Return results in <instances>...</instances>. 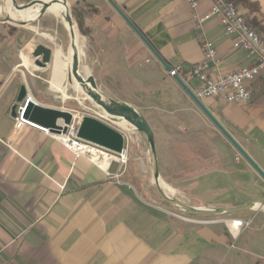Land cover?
Returning <instances> with one entry per match:
<instances>
[{
    "label": "crops",
    "instance_id": "1",
    "mask_svg": "<svg viewBox=\"0 0 264 264\" xmlns=\"http://www.w3.org/2000/svg\"><path fill=\"white\" fill-rule=\"evenodd\" d=\"M15 1L28 5L35 0ZM66 1L78 9L93 46L97 85L102 86L106 77L117 78L118 85L126 82L133 87L131 91L111 99L142 115L143 108H157L172 114L171 122L178 124L172 133L164 132L161 140L155 137L160 178L174 184L169 186L172 195L183 196L195 208H232L264 200L263 188L250 194L245 189L246 169L250 174L255 171L169 76L109 0ZM110 1L166 65L183 67L180 77L193 92L199 83L190 77L189 69L204 61L205 40L214 43L221 61L218 67L211 65V77L252 64L244 51L233 47V39L224 35L218 19L207 21L197 31L187 0ZM197 1L200 14L210 11L211 0ZM250 1L259 5L254 17L264 37V0ZM239 11L247 13L242 7ZM24 34L6 37L0 32V264H264V208L182 217L143 194L132 166L123 172L112 162L103 169L87 157H76L39 126L17 127L12 108L22 86L40 106L83 117L66 105L53 104L50 95L59 92L51 88L53 70L47 81L44 75L51 66L37 68L39 58L32 55L37 46L28 51L31 44L22 42ZM40 81L50 87L44 88ZM118 90L109 85L103 91ZM250 90L252 100L245 105L203 102L264 170V75ZM145 174L141 181L147 178ZM232 220L252 223L234 232L228 225Z\"/></svg>",
    "mask_w": 264,
    "mask_h": 264
},
{
    "label": "water",
    "instance_id": "2",
    "mask_svg": "<svg viewBox=\"0 0 264 264\" xmlns=\"http://www.w3.org/2000/svg\"><path fill=\"white\" fill-rule=\"evenodd\" d=\"M60 0H53L45 4L41 10L33 11L31 8L40 4V0H35L28 5H20L15 0H0L2 5H11L13 12L11 17H7L6 21L13 19L24 20L25 17L32 16L30 20L35 21L42 15L46 14L52 6ZM67 8V30L71 46L73 48L72 58L70 61L71 77L69 82L72 83V77L77 85L82 89L84 94L91 99L99 108L103 110L106 118L111 123H118L123 121L131 125L138 133H141L148 144L153 163V183L161 199L177 209L183 211L190 216H220L233 215L236 213L264 208V200L249 201L237 205L232 208H195L184 204L178 199L173 198L167 194L163 187L160 178L159 163L155 142V134L152 126L138 110L128 104L118 102L114 99L107 98L99 91L98 85L93 75L84 76L81 74V52L79 47V39L76 38V23L74 20L72 6L66 1L61 0ZM109 2L114 9L122 16V18L129 24V26L138 34L141 40L153 52L156 58L164 66L166 72L171 71V67L161 59V57L153 50L142 34L135 28L130 20L115 6L110 0ZM75 29V30H74ZM54 51L44 45H38L34 52V56L39 58L36 63L38 69H46L53 62ZM180 88L189 96L197 108L204 114V116L214 125V127L224 136V138L234 147L238 154L251 166V168L264 181V170L254 161V159L246 152V150L234 139L222 123L213 115L205 103L200 100L195 93L187 86L180 76L173 77ZM28 91L25 86L21 87L16 104L12 108V116L17 117L18 106L26 103L28 98ZM25 119L41 128L47 129L50 133L60 134L66 133L68 127L72 124H77V136L79 139L97 145L112 153L119 154L124 150L126 143V136L122 132L113 128L110 124L100 121L94 117L83 116L80 120H76L75 115L63 109H55L40 106L36 102L29 101L25 106Z\"/></svg>",
    "mask_w": 264,
    "mask_h": 264
},
{
    "label": "rangeland",
    "instance_id": "3",
    "mask_svg": "<svg viewBox=\"0 0 264 264\" xmlns=\"http://www.w3.org/2000/svg\"><path fill=\"white\" fill-rule=\"evenodd\" d=\"M0 7L5 9V5L0 4ZM238 7V6H237ZM241 7H238V10H240ZM73 15L74 20L76 23V31L79 35V47L81 52V74L84 76L87 75H93L95 76L96 73V67H97V58L93 52V46L89 39L84 36L79 29L78 21L82 18L80 17V13L78 12V9L73 7ZM8 17L6 13H3L0 16V23L3 22ZM27 22H30L29 25L22 26L13 22H3V26H0V32L3 31V35L5 34L6 37L11 36L13 34H17L18 32L25 33L22 35L23 43H29L31 44L28 46V51H31L34 46L38 45H44L50 49H52L54 53V63L50 64L51 68L50 71L45 73L44 78L47 81H50V76L53 70V76L51 81V88L55 91L59 92H53L50 95V99L53 102L54 105H66L69 108L75 109L76 111L80 112L82 116H90L94 117L100 121H103L107 124H110L113 128L116 130L122 132L125 134L127 138V144H128V165L127 169H129L132 166L134 175L136 174L139 179V184H143V194L150 196L151 199H154L155 202L162 204L166 207L167 210H169L172 213L178 214L179 216H188L183 211L177 209L175 206L163 202L161 197L159 196L157 189L153 183V177H152V161H149V157L151 156L148 153V146L147 143L141 133H138L135 129L127 130L121 126L123 121H120L118 123H111L107 120L105 113L101 108H99L91 99H89L86 94L82 91V89L77 85L75 86L73 83H70L68 80V67L65 68L64 66V60H68L71 56V43L68 35L67 30V20H64L63 18H60L58 15L53 13H46L36 19L35 21L27 20ZM32 28V29H31ZM35 29V30H34ZM43 34L49 35L52 40L42 37ZM85 40V41H83ZM83 44V45H82ZM70 49V50H69ZM36 50V49H35ZM33 51L32 55L34 56ZM35 57V56H34ZM37 66V65H36ZM117 79V78H116ZM114 78L106 77L104 79V86L98 84V89L100 92H102L107 98H111L112 95H125V92H128L131 88H133L131 85H128L126 82H123L121 84L119 82H116L117 80ZM126 81V80H124ZM75 82V81H74ZM39 84H42V81H40ZM44 88L50 87L48 82H44L43 84ZM111 85L112 87L121 88V91H115L113 93H106L103 90L106 89L107 86ZM74 87V88H73ZM136 86H134L135 88ZM80 90H79V89ZM60 91H63V93H60ZM131 91V90H130ZM134 93V92H133ZM39 96V95H38ZM47 102H51L46 100ZM149 104H152L151 102ZM153 105V104H152ZM172 110V108H170ZM140 111L144 113L145 118L149 121V123H152V128L155 133V137L157 136L158 141L161 140L162 134L164 132H173V128H177L175 124L171 122L172 114H164L157 108H143ZM188 113H184V117L187 116ZM76 120H80L81 118L78 117ZM192 122V121H191ZM208 137V136H207ZM210 140V138H208ZM209 142L204 141L203 144H208ZM262 153L264 154V146L261 148ZM237 161L243 162L241 158H236ZM260 167L261 162L259 160H254ZM138 165V166H137ZM247 171V169H246ZM245 171L246 176V184L245 189L247 190V193H254L261 190L264 193V182L261 180V178L254 172V173H247ZM142 172L147 173L144 180H140ZM135 175V176H136ZM165 177V176H164ZM162 181L164 184L170 186L173 188L174 184H167L166 178H162ZM187 186V184H184ZM262 193V194H263ZM251 197H254L251 194ZM173 198L177 199H183L182 201H185V204L188 203V199H185L181 195H173ZM191 206V204H187Z\"/></svg>",
    "mask_w": 264,
    "mask_h": 264
},
{
    "label": "built area",
    "instance_id": "4",
    "mask_svg": "<svg viewBox=\"0 0 264 264\" xmlns=\"http://www.w3.org/2000/svg\"><path fill=\"white\" fill-rule=\"evenodd\" d=\"M193 12L194 26L197 31L203 29L204 24L215 18L218 19L224 35L233 39V47L244 51L252 61L249 66H244L238 70L226 72L217 78L209 75L211 65L218 67L221 63L218 57V50L213 42L204 41L203 50L205 59L203 62L191 66L189 75L199 83L195 95L202 101L221 100L228 104L245 105L251 102L252 93L250 85L260 76L264 75V37L255 29L249 26L244 14L229 0H211L212 6L208 13L202 15L198 12L199 3L197 0H187ZM183 67L178 65L171 68L168 73L170 77L180 76ZM36 102L28 96L26 103L20 105L18 109L17 127L23 125L36 126L25 119V106L29 102ZM82 118V117H81ZM40 128L47 134H51L55 139L64 143L66 148L73 152L76 157H87L95 164V157L98 155L109 156V166L112 162L120 165L122 171L127 170L128 165V144L125 143L124 150L115 154L97 145L81 140L77 136V124L68 127L66 133L54 134L49 130ZM100 166V165H99ZM251 221L232 220L228 222L234 232L251 226Z\"/></svg>",
    "mask_w": 264,
    "mask_h": 264
},
{
    "label": "bare ground",
    "instance_id": "5",
    "mask_svg": "<svg viewBox=\"0 0 264 264\" xmlns=\"http://www.w3.org/2000/svg\"><path fill=\"white\" fill-rule=\"evenodd\" d=\"M53 0H40V4L34 6L33 8H31L33 11H38V10H41L42 7L45 5V4H48L49 2H51ZM13 12V9H12V6L11 5H5V9H3L2 7H0V16L3 14V13H6L8 15V17H11V14ZM48 13H53V14H56L58 15L60 18H63L64 20H67V8L65 6V4L60 0L58 1L57 4H55L54 6H52L50 8V10L47 12ZM32 16H26L24 20H18V19H13L11 20V22L13 23H16V24H19V25H22V26H26V25H29L30 22H27V20H29ZM77 28V27H76ZM32 29V28H31ZM35 30V29H34ZM75 30V29H74ZM76 38L79 39V35L77 34V31H76ZM42 37L44 38H47V39H50L52 40V38L47 35V34H43ZM85 41V40H83ZM80 42V41H79ZM83 45V44H82ZM70 50V49H69ZM72 52H73V48L71 47V56L70 58H68V60H64V66L65 68L68 67V76L71 77V70H70V61H71V58H72ZM55 53V52H54ZM24 55V54H23ZM53 63H54V55H53ZM88 76V75H87ZM72 80H73V84L75 86H77V83L76 81L73 79L72 77ZM75 81V82H74ZM74 88V87H73ZM79 89V88H78ZM80 90V89H79ZM121 126L127 130H130V129H134L131 125H129L128 123H122ZM111 158L109 156H104V155H98L97 157H95V162L98 163L103 169H106L107 165H108V162ZM164 191L169 194L170 196H173L172 195V192L169 188L168 185L166 184H161Z\"/></svg>",
    "mask_w": 264,
    "mask_h": 264
},
{
    "label": "trees",
    "instance_id": "6",
    "mask_svg": "<svg viewBox=\"0 0 264 264\" xmlns=\"http://www.w3.org/2000/svg\"><path fill=\"white\" fill-rule=\"evenodd\" d=\"M229 1L232 2L236 7L237 6L242 7L247 11V13L244 16L249 26L257 30L261 34V32L263 31V27L260 25V22H258V20L254 17V15L259 12V5L251 2L250 0H229ZM78 25L82 34L84 36H87V30L84 28L81 19L78 21Z\"/></svg>",
    "mask_w": 264,
    "mask_h": 264
}]
</instances>
